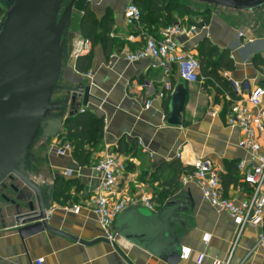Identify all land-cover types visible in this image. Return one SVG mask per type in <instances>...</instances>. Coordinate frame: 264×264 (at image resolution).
Listing matches in <instances>:
<instances>
[{
    "label": "crops",
    "instance_id": "1",
    "mask_svg": "<svg viewBox=\"0 0 264 264\" xmlns=\"http://www.w3.org/2000/svg\"><path fill=\"white\" fill-rule=\"evenodd\" d=\"M129 1L92 0L91 7L99 21L111 13L112 33L120 46L107 55L101 42L94 44L89 76L76 69V59L64 47L59 84L90 85L92 96L87 106H79V111L85 108L102 117L105 127L100 142H84L81 149L73 148L63 155L51 151V141L45 144L40 141L32 148V168L39 170L36 179L46 183L44 190L53 188L59 177L73 181L67 196L51 197V224L87 241L106 238L92 206L102 181L97 165L111 151L123 163L118 196L148 194L156 203V208L151 210L155 212L168 202L181 205L175 234L181 246H190L192 253L177 264H213L214 261L264 264V245L259 242L264 234V222L249 224L240 231L230 213L218 212L194 183L182 184L175 192L167 191L169 186L164 179L171 170L165 164L175 159L192 162L200 156L212 161L223 181L228 183L236 178L223 186L224 191L237 201L243 200L251 195L253 187L243 181L236 164L240 159L249 160L251 155L238 146L241 136L238 128L226 121L231 103L227 93L220 92L212 81L185 82L176 67L166 73L154 67L151 58L132 62L126 59L124 50L136 49L147 34L157 36L158 32H150L146 22L142 23L141 32L127 25L124 7ZM200 14L191 20L188 15L180 16L187 23H200L206 15L209 20L191 37H178L179 48L197 53L199 42L206 37L219 51H230L236 67L228 71V80H249L264 85V63L255 61L256 57L264 60V7L238 10L215 6L208 13ZM131 35L134 39L129 38ZM145 80L152 86L144 87ZM178 82L185 84L187 100L182 124L174 125L167 122L170 99L154 94L167 83L175 88ZM64 95L56 91L53 99ZM147 99L152 100L148 108ZM68 113L69 109L64 117ZM58 140L66 141L63 136ZM75 203L81 204L79 211L70 209ZM118 242L126 257L109 241L84 244L48 230L22 240L17 225L8 222L5 227L0 224V264H34L39 257L44 258L45 264H170L126 239L119 238Z\"/></svg>",
    "mask_w": 264,
    "mask_h": 264
},
{
    "label": "water",
    "instance_id": "2",
    "mask_svg": "<svg viewBox=\"0 0 264 264\" xmlns=\"http://www.w3.org/2000/svg\"><path fill=\"white\" fill-rule=\"evenodd\" d=\"M2 1V0H0ZM238 10L264 7V0H195ZM92 0H12L0 25V223L17 225L25 240L41 231L62 234L84 244L109 241L124 257L119 242L100 237L80 239L51 224L52 186L37 181L39 170L32 168L31 148L38 136L42 143L58 139L63 126L87 106L90 85L63 86L64 45L67 31L81 32L84 13ZM76 25V26H74ZM56 91L64 97L54 98ZM187 88L178 82L171 93L167 122L182 124ZM69 113L64 117L65 111ZM85 108L81 109L83 112ZM37 178V179H36ZM10 179L13 182L7 184ZM48 186V185H47ZM181 205L168 202L158 211L130 206L117 217L118 237L149 251L170 264L181 260V243L175 234Z\"/></svg>",
    "mask_w": 264,
    "mask_h": 264
},
{
    "label": "built area",
    "instance_id": "3",
    "mask_svg": "<svg viewBox=\"0 0 264 264\" xmlns=\"http://www.w3.org/2000/svg\"><path fill=\"white\" fill-rule=\"evenodd\" d=\"M141 16V8L130 0L124 7L127 25L141 32L143 30ZM198 28L196 23L184 24L174 21L160 27L157 36L147 34L143 44L136 49L124 50L125 57L131 62L151 58L154 61L153 66L162 68L166 73L171 72L172 67H176L182 81L202 82L206 78L201 74L197 53L182 50L177 43L178 37H191ZM111 36L114 34L111 33ZM129 38L134 39V35ZM92 49V41L81 33L77 34L72 51L74 59L89 54ZM87 75L89 76L90 72ZM223 76L228 79V71H224ZM229 82L230 93H226L231 103L226 121L229 125L238 128L241 135L238 146L251 155L249 160L240 159L236 167L243 181L253 187V192L240 201L226 196L219 171L210 159L200 156L195 157L192 162H183L192 165L193 168L182 174L181 182L183 185L189 183L197 185L204 199L218 212H229L242 231L249 224L259 225L264 222V85L254 84L249 80H229ZM143 86L149 88L152 84L149 80H145ZM173 90L174 85L167 83L154 95L161 99L166 98ZM151 102V99H147L145 106L150 107ZM50 149L63 155L72 151L73 145L70 141L61 143L58 139H53ZM97 167L102 173V181L92 208L99 218L105 237L118 242L120 237L116 233L115 223L119 214L130 206L154 210L156 203L148 194L117 195L123 163L116 153L107 152L99 160ZM70 209L79 211L81 204L75 203ZM259 242L264 245V234L261 235ZM191 253L190 246H182L180 251L182 259H188ZM34 264H45L44 258H37ZM213 264H218V261H214Z\"/></svg>",
    "mask_w": 264,
    "mask_h": 264
},
{
    "label": "trees",
    "instance_id": "4",
    "mask_svg": "<svg viewBox=\"0 0 264 264\" xmlns=\"http://www.w3.org/2000/svg\"><path fill=\"white\" fill-rule=\"evenodd\" d=\"M142 10L141 22H146L149 31L153 33L157 32L160 27L170 24L177 20V15L173 7L169 5L171 0H149L147 7L144 2L133 0ZM142 6V7H141ZM210 11V7L206 9L203 14ZM5 10L0 5V20L4 17ZM205 16V15H204ZM103 21H99L97 16L89 5L86 9L81 26V34L84 37L89 38L93 46L97 42H101L106 50L107 55H111L114 50L119 48L120 43L115 40L114 36H111L113 20L111 16ZM209 20L208 15L203 17L200 23L191 21L188 24L196 23L198 26H202ZM154 26V27H153ZM153 30V31H151ZM93 51V49H92ZM92 51L89 54L79 56L76 59V69L83 73L90 71L92 63ZM197 57L201 64V74L207 79L213 82L219 91H225L230 93V82L226 79L221 72L232 71L235 69V61L232 58L230 51L224 49L219 51L218 48L208 39L203 38L197 47ZM256 63H264L259 57L255 59ZM168 96V99H170ZM104 119L91 112L84 110L83 112L78 111L72 116L67 124H65V130L60 137H64L66 141H70L74 149H81L84 142L98 143L101 141L104 133ZM83 153V151H81ZM80 158V157H79ZM81 162L83 160L79 159ZM237 165V164H236ZM165 167L170 168V174L165 177V183L168 184L169 188L167 191L175 192L182 188L181 176L188 169H192L193 166L190 164H184L180 159H175L170 163L165 164ZM221 177V176H220ZM236 178H232L230 182L221 181L223 186H228L229 183L235 181ZM73 181L71 179L57 178L53 186V197H65L67 196ZM225 193V191H224ZM226 195V194H225ZM227 196V195H226Z\"/></svg>",
    "mask_w": 264,
    "mask_h": 264
},
{
    "label": "rangeland",
    "instance_id": "5",
    "mask_svg": "<svg viewBox=\"0 0 264 264\" xmlns=\"http://www.w3.org/2000/svg\"><path fill=\"white\" fill-rule=\"evenodd\" d=\"M70 0H65L64 6L67 5L69 3ZM118 1V0H116ZM138 3L140 0H136ZM141 2L145 3V6H141L143 9H145L147 7V4L149 3V0H141ZM12 4V0H2L0 1V5L3 6V9L5 10V12L8 10V8L11 6ZM169 5L171 7L174 8L176 15H177V20L178 22L181 23H187L185 22L184 19H182L183 16L188 15V18L191 20V18L194 17H198L199 15H201L200 13H204L206 11V9L208 7H215L214 5H209L207 3L204 2H200V1H195V0H171L169 2ZM108 16H111V13L108 14ZM182 16V17H180ZM3 20V18L0 20V25H1V21ZM188 20V21H190ZM188 24V23H187ZM76 26V25H74ZM81 32H75V31H67L63 37V45L66 48V51H68V49H70V53L72 54L73 48H74V43L77 37V34H79ZM42 141L40 139V136H38V138L36 139L35 143L33 144L32 148L36 147L39 142ZM52 142V140H51ZM31 148V150H32Z\"/></svg>",
    "mask_w": 264,
    "mask_h": 264
},
{
    "label": "flooded vegetation",
    "instance_id": "6",
    "mask_svg": "<svg viewBox=\"0 0 264 264\" xmlns=\"http://www.w3.org/2000/svg\"><path fill=\"white\" fill-rule=\"evenodd\" d=\"M13 181L12 180H10V179H8L7 181H6V183L9 185V184H11ZM8 188H4V187H2V186H0V194H2V193H6V192H8ZM9 221L6 219V223H8ZM9 223H11V222H9ZM13 223V222H12ZM1 224V223H0ZM7 225V224H6Z\"/></svg>",
    "mask_w": 264,
    "mask_h": 264
}]
</instances>
